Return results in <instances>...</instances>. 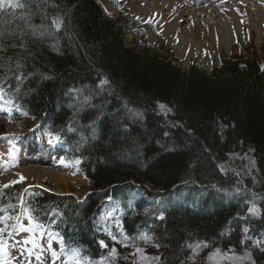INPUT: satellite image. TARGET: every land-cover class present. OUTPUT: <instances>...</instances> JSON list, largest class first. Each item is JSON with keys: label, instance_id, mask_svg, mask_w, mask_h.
<instances>
[{"label": "trees", "instance_id": "obj_1", "mask_svg": "<svg viewBox=\"0 0 264 264\" xmlns=\"http://www.w3.org/2000/svg\"><path fill=\"white\" fill-rule=\"evenodd\" d=\"M19 2L29 7L0 9V29L5 44L23 42L27 51L8 47L0 55L21 60L34 75L8 97L19 109L8 105L78 161L90 192L77 201L14 183L0 189V208L7 210L0 216L16 215L22 203V220L36 232L62 237L65 251L75 249L84 260L108 255L113 237L129 242L153 232L162 240V262L183 264L191 244L236 240L240 219L253 205L259 215L247 237L264 239V60L250 46L248 56L224 59L210 75L197 67L185 73L164 42L131 40L135 25L142 29L139 22L122 10L111 16L101 0L41 5L49 17L43 23L55 33L43 38L19 18L37 13L36 3ZM57 15L63 18L59 31L52 27ZM31 23L39 26L41 15H32ZM13 30L17 34L9 35ZM103 78L109 83L95 95ZM143 185L175 194L153 202L136 195ZM110 197L119 202L121 222L109 234L100 224Z\"/></svg>", "mask_w": 264, "mask_h": 264}, {"label": "rangeland", "instance_id": "obj_2", "mask_svg": "<svg viewBox=\"0 0 264 264\" xmlns=\"http://www.w3.org/2000/svg\"><path fill=\"white\" fill-rule=\"evenodd\" d=\"M101 1L106 12L111 16H117L122 10L139 22V26L142 29L138 28V24L137 26L135 25L128 36L131 40H135L138 45L142 43L143 37L145 41L150 43L158 44L164 42L166 48L171 50L178 58L185 73H188L192 67H197L210 75L220 67L222 60L248 56L250 54L247 49L248 46L255 51L261 60H264V0H207V3H204L205 0H198L200 4L204 3V5L201 4L199 6L204 9L211 8V4L215 3L218 8H225L230 5L227 10L216 14L217 17L202 19L208 23H225L228 29L235 32V34L239 33V35L235 37V43L231 50L226 47V44L222 46L218 44L214 48L205 50L203 49V46L206 45L205 42H196L197 51L191 59L188 58V53L184 51L183 45L175 40L166 38L164 32L159 29L160 22L158 20L148 19L146 15L141 13V10H145L149 5L153 6L149 0L145 4H136L134 0H113L120 9L116 8L109 0ZM182 2L189 4L192 1L182 0ZM197 8L195 7V9ZM200 13L202 12H196L198 15ZM208 47H210V44H208ZM4 107L5 109L11 108L8 104H5ZM0 123L4 124L6 133L0 136V166L7 173H11L14 167H26L25 169L34 171L32 177H28L25 173L18 180L7 183L0 182V189L4 185L20 183L24 189L42 187L55 194L72 196L77 201L85 199L90 191L87 181L78 172V161L67 159L69 154L58 148L55 139L42 136L35 129L37 123L25 118L13 109L11 116L8 111L0 112ZM16 142L20 145H16ZM13 145L15 146V152L10 155V149ZM48 168H52L58 173H63L66 179H54L46 172ZM39 174L40 179L36 181ZM163 192L148 186L146 188L141 186L136 191V195L156 202ZM249 209L240 219L241 222L238 231H236V240L228 241L225 245L214 243L191 244L187 247L183 264H250L249 255L255 258L256 264H261L260 258H264V252L255 248L252 241L247 239V233L243 232V229L248 228L249 223L256 220L259 215L257 209L254 213H250ZM21 223L33 231L17 232L14 227L11 230L9 229L12 235L9 236L5 233L2 237L4 243L8 246V254L0 253V258L6 260L7 264H53L54 258L51 250L60 253L59 240L47 236L43 244H41V241L36 243L39 247H33L32 244L28 243L17 244V241L23 242L34 238L42 240L43 238L42 235L35 232L30 221L19 220L17 224L16 220L13 222L11 220L12 225L18 226ZM119 223L117 204L110 200L102 216L101 228L104 231H109L113 224L119 225ZM0 227H3V225L0 224ZM143 235L151 236L153 239L151 241L141 239ZM242 240H244V243H241ZM161 242V238L153 232H144L129 242H121L118 239H114L113 247L108 255L90 261L92 264H98L102 259H104L105 264H164L162 262L164 247ZM49 243L51 250H49ZM156 243L161 245L159 249L154 247ZM13 245L16 246L13 247ZM125 245L128 246L125 247ZM197 245H199L198 248L196 247ZM205 245L207 246L205 247ZM137 248L142 249L143 252H137ZM193 248L198 253L194 259L192 258ZM113 249L116 251L115 256L111 254ZM29 251L31 255H29ZM37 255L40 256V260L36 259ZM156 255L160 256L159 261L144 258L145 256ZM66 259L67 256L60 255L55 264H64Z\"/></svg>", "mask_w": 264, "mask_h": 264}, {"label": "snow or ice", "instance_id": "obj_3", "mask_svg": "<svg viewBox=\"0 0 264 264\" xmlns=\"http://www.w3.org/2000/svg\"><path fill=\"white\" fill-rule=\"evenodd\" d=\"M33 3H36L37 5V13H31L30 10V14H22L19 18L24 20L26 23V26L31 30V33L33 36H38L39 38H43L44 36L48 35V36H52L55 33L48 31L47 30V25H45L43 23L44 20H47L48 14H47V10L46 7H41V5H48L49 4V0H32ZM10 7L11 9H24L26 7H29L28 4L25 3H21L19 2V0H15V2H13V0H0V9H4L5 7ZM53 8L57 7V5L52 4L51 5ZM36 14H40L41 15V19H42V23L39 26L33 25L31 23V19H32V15H36ZM63 24V18L59 15L55 16L54 18H52V27L55 28L56 31H59L61 26ZM41 29H44V31H41ZM17 33L15 32V30H13L11 33H9V35H16ZM21 40H23V32L19 33ZM59 41L57 40V44L53 45V47H57L58 46ZM11 47L13 49L15 48H20V49H24L25 51H27V45L25 43H20L19 45H17L16 43H12L11 45H7L5 44V32L3 29H0V53L2 52H6L7 48ZM264 67V66H262ZM34 73L32 72H27L26 68H25V64L23 62H21V60H16L15 63H13V59L12 57H7L5 58L3 55H0V112L3 111H8L9 115L11 116V108L5 109L4 105L5 104H11L13 105L16 109H19V105L15 104L14 100L8 98L10 97V95L15 94L18 95L21 93V89L25 83V81H27L29 79V77L33 76ZM44 78H48V77H44ZM109 83V81L106 78H103L100 80L99 85H97V87L100 89L99 92H95V95H100L105 91L104 86L107 85ZM72 93H76L77 95H80L81 92L78 89H70L69 90ZM109 94H111V92H109ZM91 95L90 96H86L84 98V103H89L91 100ZM160 109L166 112H170L171 109L166 108L165 105L160 104L159 105ZM130 112H133L135 116L137 117H141L142 113L135 111L134 109H129ZM25 115L27 113H24ZM89 127H92V131H93V138L95 137V128L93 125H89ZM69 132H74L76 131L75 128L69 127L68 128ZM82 141H85L86 138L85 137H81ZM15 152V146L13 145L12 148L10 149V155ZM254 163V161H253ZM23 179V178H22ZM9 185H4V187H8ZM255 195V194H254ZM8 207H12L11 205H8ZM6 209L5 208H0V212H5L6 213ZM147 211V210H146ZM250 213H254L256 212V208L255 205H253L252 208L249 209ZM157 219L159 220H163L164 219V215L162 213H158L156 216ZM10 219H13V217L8 216L7 214L0 216V224L3 225V227H0V253H3L5 255L8 254V246L4 243L2 237L5 233H7L9 236L12 235V232L9 231V225H8V221ZM15 219L19 220V217H15ZM29 220L32 219V217L29 215L28 217ZM12 227L15 228V230L17 232H32V229L26 228L24 224H19L18 226L13 225ZM249 229L245 228L243 229L244 233H248ZM110 234V233H109ZM113 239H115L113 237ZM141 239H144L146 241H151L153 238L151 236H147V235H143L141 236ZM248 240L252 241V244L255 248L259 249L261 252H264V239H253L251 236L247 237ZM59 242L61 245V251L60 253H57L55 250H51V246L49 243V250H51L52 252V257L53 259V264H55V261L57 259H59L60 255H65L67 256V259L64 261V264H92V262L90 260H83L80 259L79 256V252L75 249L72 250V253L69 255L66 251H65V245L63 242V238H59ZM20 243H28V244H32L33 247H39V245L36 244L35 239L32 240H26L23 242L17 241V244ZM102 246H105L103 241L100 242ZM241 243H244V240L241 241ZM16 245H13V247H15ZM128 245H125V247H127ZM207 245H205L206 247ZM154 247H156L157 249H159L161 247L160 244L156 243L154 244ZM197 248L199 247V245L196 246ZM137 252L142 253L143 250L140 248L136 249ZM217 252H219V250H217ZM111 254L113 256L116 255V251L115 249L112 250ZM197 251L195 248H193L192 250V258L194 259L195 256L197 255ZM29 255H31V252L29 251ZM145 259H150V260H156L159 261L160 260V256L156 255V256H145ZM37 260H40V256L37 255L36 256ZM249 260H250V264H256L255 258L251 257V255H249ZM0 264H7V261L0 258ZM98 264H105L104 259H102L101 261L98 262Z\"/></svg>", "mask_w": 264, "mask_h": 264}, {"label": "bare ground", "instance_id": "obj_4", "mask_svg": "<svg viewBox=\"0 0 264 264\" xmlns=\"http://www.w3.org/2000/svg\"><path fill=\"white\" fill-rule=\"evenodd\" d=\"M136 4H145L148 0H134ZM153 6L149 5L145 10H141L143 15H146L148 19L152 18L160 22L159 29L162 30L166 38L175 40L184 46V51L188 53V58H193L197 51V44L205 42L206 45L203 49L208 50L214 48L216 45H225L227 48L233 47L235 43V37L239 33L232 32L226 27L225 23L205 22L202 18L217 17L216 14L227 10L228 7H211L201 8V4L198 0H193L189 4L182 2V0H149ZM195 7H198L195 9ZM197 11H201L199 15ZM150 13V14H149ZM211 19V18H210ZM259 32V31H258ZM231 38V39H230ZM232 41V42H231ZM210 44V47H208ZM193 56V57H192ZM26 167L19 168L14 167L11 173L5 172V169L0 166V182L7 183L9 181L18 180L22 175L28 177L33 176V170L25 169ZM54 179L65 180L66 177L63 173H58L52 168L46 170ZM56 172V173H55ZM36 181H39L40 174L37 175Z\"/></svg>", "mask_w": 264, "mask_h": 264}]
</instances>
